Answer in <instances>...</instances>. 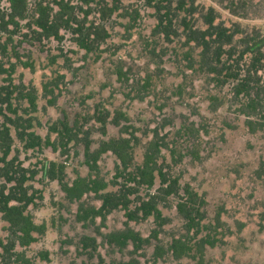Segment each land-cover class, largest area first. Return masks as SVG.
Segmentation results:
<instances>
[{"label":"rangeland","instance_id":"374dc122","mask_svg":"<svg viewBox=\"0 0 264 264\" xmlns=\"http://www.w3.org/2000/svg\"><path fill=\"white\" fill-rule=\"evenodd\" d=\"M62 1L89 28L103 26L108 32L94 51L78 47L71 30L60 28V38L40 33L34 22L38 4L49 6L52 14ZM26 2L25 17L12 21L10 1L0 0V85L13 89L12 105L0 103V123L10 127L12 140L5 160L22 169L33 200L27 212L37 230L31 233L34 241L22 244L0 215V253L5 254L4 245L10 249V264H264V175L259 172L264 123L254 132L248 129L237 109L234 83L220 84L214 74L190 68L181 46L183 35H157L154 10L146 0H122V9L109 17L98 3L111 0ZM212 4L227 24L255 26L264 34V0ZM226 6L242 11L245 18ZM130 9L139 12L135 21L126 16ZM257 76L264 80V73ZM260 100L262 106L253 119L264 122V97ZM13 108L29 120L22 121L19 129L23 138L6 119L15 116ZM104 112L108 115L102 133L96 117ZM61 121L73 126L78 138L87 134L90 150L101 140L129 138V170L141 165L152 139L162 142L157 164L177 180L179 195L188 185L204 200L202 229L187 231L175 195L159 201L161 221L153 216L128 220L119 208L103 218L79 220L80 203L97 208L98 195L88 192L71 200L49 174L61 170L67 184L77 176H97L108 183L107 191H115L122 181L116 173L120 163L107 151L90 170L83 140H60L50 132ZM31 132L43 142L31 145L26 137ZM3 184L14 183L0 177V187ZM158 186L157 177L152 188H140L138 194L152 193ZM127 229L139 234L141 245L128 240L122 246L107 237ZM207 234L215 243L198 255L195 243ZM176 239L187 241L190 253L173 255L170 244Z\"/></svg>","mask_w":264,"mask_h":264},{"label":"trees","instance_id":"16d2710c","mask_svg":"<svg viewBox=\"0 0 264 264\" xmlns=\"http://www.w3.org/2000/svg\"><path fill=\"white\" fill-rule=\"evenodd\" d=\"M12 12L10 19L14 21V17L23 18L26 15V0H9ZM150 7L154 10L156 24L153 31L157 35L170 37L173 35H183L184 40L181 46L184 48L185 59L189 67L199 68L210 74H214V80L220 84L232 81L234 83L233 92L238 97V112L245 116V124L251 132L261 129L264 122L253 119L258 109L262 106L260 99L264 97V80L257 76L258 72L264 73V34L260 28L255 26H242L238 22L226 23L221 18L220 12L212 3L218 4L221 0H209V4H204L199 0H146ZM59 9L50 14L49 6L38 4V16L34 22L41 29V34L45 37L60 38L59 29L64 28L71 30L75 35L74 41L78 47L86 51H94L97 48L98 41L109 36L103 26L89 28L83 23V20L77 18L73 13V7L67 2H58ZM99 9L102 13L109 17L111 13L122 9V0H111L110 4L100 5ZM230 11H235L234 15L245 18L243 12L233 10L232 6H226ZM126 16L131 21H135L139 17L137 9L126 11ZM12 86L15 87L14 84ZM13 93V89H9V85H0V103L12 105L9 94ZM31 106L35 103L29 98ZM11 113L13 117L6 118L12 126L16 128L19 135L22 136V121H27L17 113L13 108ZM0 115H3L0 112ZM107 112L99 113L96 121L100 123L102 133H105V124ZM5 116V115H4ZM263 119V117H262ZM116 124L118 122H115ZM59 127L53 124L50 132L57 135L60 140H83L85 157L90 170L96 169V161L100 154L110 151L119 160L116 173L122 179L115 191H107L108 183L97 176H77L71 184L62 181L63 175L61 170L58 174L52 171L49 177L56 179L62 187L67 198L71 200H79L85 193L91 192L97 194L100 199L99 207L79 205L78 219H93L96 216L103 218L113 209H123L128 220L144 219L153 216L156 220H162L160 210L158 208L159 201H165L169 195L178 196L176 209L179 215L185 221L187 231L201 230L203 220L206 216L204 209V200L197 195L188 185L182 189L183 193L179 195L178 182L174 178H170L166 172H163L157 164L160 155V148L163 143L156 138L152 139L144 152L141 165L129 170L131 165L130 140L127 137H111L101 140L98 147L90 150V142L88 135L78 138L77 133L73 130V126H69L66 122H59ZM191 131V130H189ZM27 141L31 145H39L41 138L35 134H26ZM10 127L5 123H0V152L3 157L0 161V177L6 182H13L11 187L4 184L0 187V215L8 222L11 233L17 235L22 244H28L34 241L31 233L37 230L31 215L27 212V206L33 202L30 194L24 186L25 178L17 165L13 162L6 161L5 155L11 144ZM46 144L53 145V141L46 139ZM54 165V164H53ZM259 172L264 175V160L259 166ZM21 171V173H20ZM158 177L159 186L154 192H147L144 196L139 195L140 188L150 189L155 184ZM134 204V208L130 206ZM122 246L128 240L134 244L141 245L143 240L135 231L127 229L125 231L111 232L107 236ZM90 241L93 239L86 238ZM215 238L206 235L199 242L195 243V250L201 255L205 246H213ZM13 245V242L11 243ZM5 254L0 253V264H10V249L3 246ZM170 250L173 255L180 257L190 253V246L187 241L176 239L170 244ZM132 261L125 264H131Z\"/></svg>","mask_w":264,"mask_h":264}]
</instances>
